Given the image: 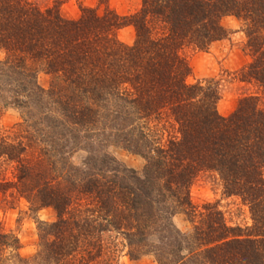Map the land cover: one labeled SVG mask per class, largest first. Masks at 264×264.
<instances>
[{"label":"trees","instance_id":"trees-1","mask_svg":"<svg viewBox=\"0 0 264 264\" xmlns=\"http://www.w3.org/2000/svg\"><path fill=\"white\" fill-rule=\"evenodd\" d=\"M109 1L99 0L103 14L81 7L78 19H67L57 5L42 10L28 0H0V115L11 104L32 109L28 100L36 105L47 98L58 122L72 128L73 144L98 130L145 159L138 174L108 153H89L80 175L64 174L54 153L48 162L25 156L39 142L62 149L57 141L0 137V159L16 163V182H0V192L14 188L31 197V210L56 214L53 222H38L39 250L31 258L19 253L18 236L0 230V264H101L103 255L118 254L102 243L114 232L123 234L132 260L152 255L158 264H264V109L256 96H246L229 116L221 115L218 82L188 83L191 67L181 54L186 46L207 50L228 38L223 19L234 17L251 56L240 78L264 87V0H142L129 16L118 15ZM128 26L136 32L133 45L117 36ZM40 71L51 77L47 90L38 84ZM10 91L24 102L10 103ZM167 125L175 134L163 142ZM205 172L216 173L226 195L249 205L254 224L248 233L228 227L211 204L194 221L190 189ZM81 197L90 199L92 214L71 212ZM176 214L190 219L191 233L175 227Z\"/></svg>","mask_w":264,"mask_h":264},{"label":"rangeland","instance_id":"rangeland-1","mask_svg":"<svg viewBox=\"0 0 264 264\" xmlns=\"http://www.w3.org/2000/svg\"><path fill=\"white\" fill-rule=\"evenodd\" d=\"M35 4L39 9L45 10L54 6L59 7L61 15L67 19H78L81 15V7L95 8L98 13L103 14L105 5H101L99 0H28ZM142 0H110L109 6L120 16H129L141 8ZM223 25L231 35L223 40L217 41L209 46L207 50H200L194 45H189L181 50V54L187 59L191 67V75L187 81L195 84L199 81L214 80L218 82L220 88V100L218 110L221 115L229 116L237 107L239 101L246 96H256L259 105L264 109V87L255 82L242 81L240 71L251 62V56L246 48V37L242 30V24L234 17H225ZM118 39L127 44L133 45L136 40L134 27L128 26L117 31ZM5 58V54L0 51V60ZM51 83V77L40 71L38 74V84L48 89ZM19 98V102H24V95L18 96L17 93L8 92L10 103ZM42 98V97H41ZM30 108H19L16 105H9L1 111L0 115V137L7 136L9 141L20 140V136H29L34 134L31 141L26 143L38 144L43 139L54 140L61 144L62 149H45L47 147L43 142L30 148L25 154L28 161L43 160L48 162L49 156L55 154L58 161L57 165L63 168V173L74 171L81 174L80 170L86 168L84 161L89 153L97 156L103 154L112 155L122 166L132 169L141 174L145 166V159L133 152L123 149L111 139H105L103 135L98 134V130L89 133L87 137L77 138L73 144L70 133L72 128L61 120L56 108L48 102V99L38 101L28 100ZM31 110V111H30ZM37 120V124H34ZM55 122V124L53 123ZM18 124L23 125V131L19 133ZM39 128L35 131V128ZM69 127V130H68ZM109 130V129H108ZM60 136V134H64ZM98 134V135H97ZM175 134L173 129L167 125L163 142L170 135ZM38 141V142H37ZM16 163L9 162L6 158L0 159V182H16ZM191 200L196 207L197 215L194 221L201 219V213L204 215V207L208 204L217 206L223 214V218L228 227L241 228L243 233L253 227L252 215L249 205L240 197L228 196L224 193L221 180L216 173H201L193 182L191 189ZM31 197L21 196L14 188H11L5 194L0 192V230L5 233H13L20 239V254L23 258L33 257L39 250L40 238L38 231V222H53L56 220V214L51 208H42L38 211L31 210ZM71 207V212L81 216V212L88 215L92 214L93 204L89 198L81 197L75 201ZM90 207L92 209H90ZM85 209L87 212H85ZM90 209V211H89ZM80 210V212H77ZM199 213V214H198ZM83 214V215H84ZM96 216L97 214L94 213ZM175 227L183 234L192 232L193 223L184 214H176L172 219ZM172 232L174 230L172 229ZM159 234L151 236L150 243L154 246L159 243ZM104 251L116 254L114 258L103 255L96 262L101 264H158L152 255H145L139 260H132L128 257V248L125 245L123 234L112 233L103 237ZM151 248V247H150ZM152 249V248H151ZM119 250V251H117ZM108 260V261H106ZM9 264H19L18 260L13 259ZM194 264V263H193ZM199 264V262H195ZM204 264V263H203Z\"/></svg>","mask_w":264,"mask_h":264}]
</instances>
